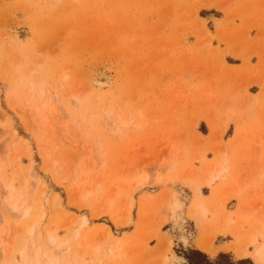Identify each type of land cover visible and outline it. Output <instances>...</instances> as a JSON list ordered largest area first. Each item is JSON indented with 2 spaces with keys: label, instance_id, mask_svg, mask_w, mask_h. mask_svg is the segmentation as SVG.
Returning <instances> with one entry per match:
<instances>
[{
  "label": "rangeland",
  "instance_id": "rangeland-1",
  "mask_svg": "<svg viewBox=\"0 0 264 264\" xmlns=\"http://www.w3.org/2000/svg\"><path fill=\"white\" fill-rule=\"evenodd\" d=\"M253 1L0 0V167L29 207L25 220L0 209V264L53 255L51 226L63 264L83 252L76 264H187L200 240L210 258L256 264L259 243L251 261L226 234L264 224V3ZM198 201L204 217L189 214Z\"/></svg>",
  "mask_w": 264,
  "mask_h": 264
},
{
  "label": "bare ground",
  "instance_id": "bare-ground-1",
  "mask_svg": "<svg viewBox=\"0 0 264 264\" xmlns=\"http://www.w3.org/2000/svg\"><path fill=\"white\" fill-rule=\"evenodd\" d=\"M228 107H229V105H228ZM227 115H228V113H227ZM38 116H39V114L35 113V115L32 118L33 121L40 120L38 118ZM228 116H231V114L228 115ZM27 150L29 151L28 152V157H31L30 148H27ZM223 159L225 161V157ZM197 160H199L200 162L204 161V155H200L197 158ZM222 164H224V163H222ZM45 170H47V169H45ZM226 170L227 169H225L224 166H221L218 169V171L216 170L217 173L215 172L214 175H209L206 178L205 183L207 185H211L216 179H220V178L222 179L226 175ZM30 172H32V170H30ZM174 177L175 176L172 175L170 178L173 180ZM29 179H34L35 182H39L38 178L35 175H33V174L30 177L23 176V182H28ZM14 182H15V178L12 179V180H9V179H6V178H4L2 176L1 167H0V209L4 210L5 212H7L9 214H12L13 216L18 218L19 220H25L27 217H29V212H28L29 207L25 204V201H22V203L19 204L21 198L24 195L23 194L14 193V187H13V183ZM42 189H43V193H45L46 187H42ZM136 189L137 188L135 187V189L133 191H135ZM90 194H91V192L88 190L86 196L88 197ZM197 200H198V198H197ZM60 204H61V200L59 199V197L57 195H55V197L53 198V207H54L55 211L60 206ZM194 205H196V206H194V207H192L190 209L189 214L190 215H194L195 214V215H199L200 217H204L205 216V211H204V208H203V204L200 201H198ZM179 207H180V205H179V202H178V203L174 204L173 209H178ZM132 208H133V200H130L129 207H128V213L129 214H130ZM39 222H40V219H37V220L32 221V222H29V224L27 226V231H26V233L29 235L28 238L29 237L32 238V236L35 235V232H36V229H37V226H38ZM231 225H232V221L231 220H227V222L225 223V226L230 228ZM243 225L244 224L241 223V227L237 228L236 230H233V231L231 230L230 232L226 233V234L232 236L233 238H235L237 241H241L242 242V244L239 243L237 245H231L229 249L234 250L235 253H237V255L240 258H246V257H249L248 248L250 246L256 245V243H259L258 246H256L255 250L253 251L252 257H253V259H254L256 264H264V224H260V225L255 226L253 228V230L250 231L251 233H249V235H245L244 234V230H243L244 226ZM221 228H222V226H221ZM3 233H5V231ZM46 235H47L48 243L50 242L51 247H53L52 249H53V255L54 256L53 255H49L48 254L49 252H41L39 248L38 249L36 248V250H34V252H33L34 253V258L31 259V261L29 263V259L27 258L25 252L24 251H20L22 259L25 260L27 264H63V262L61 263L60 260L55 258V256H61V254L63 253L62 250H61V247L59 245H57V236H56V228H55V226H51L47 230ZM104 235H106V236L102 240H100V242L104 243V242H106V241H108V240H110L112 238L111 232H110L109 229L107 230V233L104 234ZM0 239H1V237H0ZM259 239L260 240L262 239V242H259ZM29 243L30 242H28V244ZM26 247L28 248L29 246H26ZM199 247L201 248V250H203L206 253H211L213 255L217 254V251H214L209 243L205 244V243L199 242ZM0 248L3 249V250L5 249V245L3 244L2 240L0 241ZM117 250H118L117 252L120 253V248H117ZM89 254L92 255V256H97L98 250H91L89 252ZM68 255H69L70 261L67 264H76L75 258L76 257L77 258H79V257L83 258V256L86 255V253L83 252L80 256L79 255H75V254H70V253ZM161 264H165V262L161 263Z\"/></svg>",
  "mask_w": 264,
  "mask_h": 264
},
{
  "label": "trees",
  "instance_id": "trees-1",
  "mask_svg": "<svg viewBox=\"0 0 264 264\" xmlns=\"http://www.w3.org/2000/svg\"><path fill=\"white\" fill-rule=\"evenodd\" d=\"M200 250H189L185 255L184 259L187 264H245L246 260L239 259L235 261L233 257L224 252L219 253L215 258L208 255ZM235 258V257H234ZM236 259V258H235ZM251 260L250 258H246ZM252 261V260H251ZM253 263V262H252ZM254 264V263H253Z\"/></svg>",
  "mask_w": 264,
  "mask_h": 264
},
{
  "label": "crops",
  "instance_id": "crops-1",
  "mask_svg": "<svg viewBox=\"0 0 264 264\" xmlns=\"http://www.w3.org/2000/svg\"><path fill=\"white\" fill-rule=\"evenodd\" d=\"M242 1H244L243 2V4H239V6L241 7L242 5L243 6H247L248 5V3L247 2H250V1H253V0H242ZM254 2V1H253ZM258 2L260 3V5L262 4V3H264V0H258ZM261 7V6H260ZM263 7V6H262ZM214 11H216V10H214ZM224 14V17L222 18V19H220L221 21H223V22H226V15H225V13H223ZM217 21H219V19L217 20ZM227 60H229V62L230 61H232V64H229L228 62H227ZM240 60H241V62H240ZM225 62L227 63V65H230V66H234V67H240L241 65L243 66L244 65V59L242 58V57H238V56H234L233 54H227V56L225 57ZM255 63V62H254ZM254 63L252 62L251 64H253L254 65ZM260 63V62H259ZM260 68V67H259ZM250 87H257L258 89H259V87L258 86H256V85H252V86H250ZM250 92V91H249ZM260 93V90L258 91V92H256L255 94H259ZM252 95H253V93H252ZM253 96H255V95H253ZM230 127V126H229ZM199 242H202V243H205V244H208L206 241H204V240H200ZM183 245V244H182ZM186 245H190L189 243H187ZM184 246V245H183ZM203 251V250H202ZM220 253V252H219ZM247 258V257H246Z\"/></svg>",
  "mask_w": 264,
  "mask_h": 264
}]
</instances>
